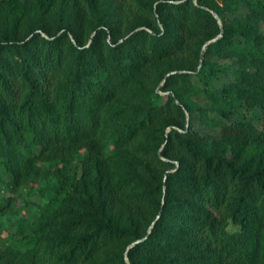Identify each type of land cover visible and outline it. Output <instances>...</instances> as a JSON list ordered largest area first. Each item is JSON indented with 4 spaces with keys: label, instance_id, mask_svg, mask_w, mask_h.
<instances>
[{
    "label": "trees",
    "instance_id": "16d2710c",
    "mask_svg": "<svg viewBox=\"0 0 264 264\" xmlns=\"http://www.w3.org/2000/svg\"><path fill=\"white\" fill-rule=\"evenodd\" d=\"M263 28L264 0H0V264H264Z\"/></svg>",
    "mask_w": 264,
    "mask_h": 264
},
{
    "label": "rangeland",
    "instance_id": "374dc122",
    "mask_svg": "<svg viewBox=\"0 0 264 264\" xmlns=\"http://www.w3.org/2000/svg\"><path fill=\"white\" fill-rule=\"evenodd\" d=\"M262 31L264 32V28L262 29ZM234 72H235V65L231 64V68L229 72L223 74L220 77V79L216 81L215 83L216 87L220 90V88L225 82L232 79V77L234 76ZM196 99L204 106L209 105V102L203 96H198ZM244 112L250 119H252V121L256 122L258 125L262 124L263 116L260 109H246V110L244 109ZM212 115L214 114L212 113ZM32 199L34 201H40L38 197H34ZM23 215L25 216L24 211H22V214L8 213L0 217V228L4 229L2 232H0V246H2L6 238H9L13 233L17 231L18 225Z\"/></svg>",
    "mask_w": 264,
    "mask_h": 264
},
{
    "label": "water",
    "instance_id": "95a60500",
    "mask_svg": "<svg viewBox=\"0 0 264 264\" xmlns=\"http://www.w3.org/2000/svg\"><path fill=\"white\" fill-rule=\"evenodd\" d=\"M214 14H215V16H216L218 19H220L218 13L215 12ZM223 32H224V28H222V33H223ZM221 36H222V34H220V35L217 36L216 38L212 39L211 41L207 42V44L205 45L204 51L206 50L207 46H208L210 43L216 41V40H217L218 38H220ZM202 61H203V60H202ZM202 61H201V62H202ZM202 63H203V62H202ZM202 63H201V65H202ZM168 76H169V75H168ZM168 76H167V77H168ZM164 83H165V81L161 84V86L164 85ZM158 91H161L160 88H159ZM142 240H144V239H141V240H138V241L134 242L131 246L136 245L137 243H139V242L142 241Z\"/></svg>",
    "mask_w": 264,
    "mask_h": 264
}]
</instances>
